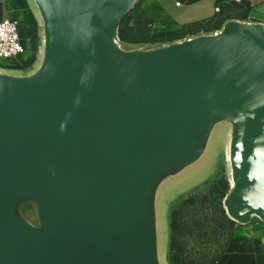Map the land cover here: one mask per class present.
<instances>
[{"label":"water","instance_id":"1","mask_svg":"<svg viewBox=\"0 0 264 264\" xmlns=\"http://www.w3.org/2000/svg\"><path fill=\"white\" fill-rule=\"evenodd\" d=\"M32 1L41 61L0 69V264H163L160 192L221 126L226 213L264 221V22L126 48L142 0Z\"/></svg>","mask_w":264,"mask_h":264},{"label":"rangeland","instance_id":"2","mask_svg":"<svg viewBox=\"0 0 264 264\" xmlns=\"http://www.w3.org/2000/svg\"><path fill=\"white\" fill-rule=\"evenodd\" d=\"M231 2L227 1L224 4V12L217 20L207 23L201 30H193L188 35L220 29L229 17L243 18L246 15L245 8L239 9ZM141 4L129 14L121 26L125 33L124 39L120 41L126 48L159 44V41L152 39V20L137 17ZM40 61L41 52L35 51L33 55H23L15 60H0V69L11 74L30 73L37 69ZM227 145L228 127L221 126L215 131L204 159L179 178L167 183L161 190L157 209L159 253L163 264H171L170 244L173 234L171 216L177 208L181 210L180 220L183 226L177 233V239L186 249L184 253L186 261L217 264L223 255L237 224L229 222L226 210L225 213L222 212V209H225L223 195L228 194L231 188Z\"/></svg>","mask_w":264,"mask_h":264},{"label":"crops","instance_id":"3","mask_svg":"<svg viewBox=\"0 0 264 264\" xmlns=\"http://www.w3.org/2000/svg\"><path fill=\"white\" fill-rule=\"evenodd\" d=\"M232 1L250 5L248 20L264 22V0H143L137 17L152 20V39L169 43L187 37L202 24L218 19L216 7ZM18 23L21 39L32 53L42 46V22L32 0H0V21ZM217 264H264V221L236 224Z\"/></svg>","mask_w":264,"mask_h":264},{"label":"built area","instance_id":"4","mask_svg":"<svg viewBox=\"0 0 264 264\" xmlns=\"http://www.w3.org/2000/svg\"><path fill=\"white\" fill-rule=\"evenodd\" d=\"M216 12L220 17L224 12L223 6L218 5ZM27 51L21 39L18 23L9 19L0 21V60L11 61L23 55H33Z\"/></svg>","mask_w":264,"mask_h":264},{"label":"trees","instance_id":"5","mask_svg":"<svg viewBox=\"0 0 264 264\" xmlns=\"http://www.w3.org/2000/svg\"><path fill=\"white\" fill-rule=\"evenodd\" d=\"M231 3L235 4L237 6V8H239V9L242 8V7H244L245 10H246V15L243 16V18H241V19L244 20V19H247L248 18L247 13L250 10V5L246 1H243L240 4H237L235 2H231ZM128 17H129V15L124 19L122 25L126 22V20L128 19ZM230 19H238V18H230L229 17L225 21L230 20ZM207 23H209V22L203 23L202 24V27H204ZM124 33H125V30L124 29H121L120 32H119L120 39H124ZM226 194L227 193H225L223 195V200L226 197ZM222 212L225 213V209H222ZM180 213H181V210L179 208H177V209H175L172 212V216H171V229H172V233L173 234H172L171 244H170V262H171V264H198L195 261H191V262L190 261H186V259L184 258V253H185V250L186 249H185L184 245H182L180 243V241L177 239V233L179 231H181L182 230V227H183L182 226V223H181V220H180ZM229 222L231 224H234V221L233 220H230L229 219Z\"/></svg>","mask_w":264,"mask_h":264},{"label":"flooded vegetation","instance_id":"6","mask_svg":"<svg viewBox=\"0 0 264 264\" xmlns=\"http://www.w3.org/2000/svg\"><path fill=\"white\" fill-rule=\"evenodd\" d=\"M27 52L31 53L29 50Z\"/></svg>","mask_w":264,"mask_h":264}]
</instances>
